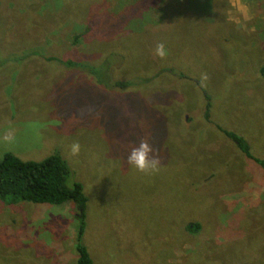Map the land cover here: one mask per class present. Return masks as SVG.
Returning <instances> with one entry per match:
<instances>
[{
	"label": "rangeland",
	"instance_id": "obj_1",
	"mask_svg": "<svg viewBox=\"0 0 264 264\" xmlns=\"http://www.w3.org/2000/svg\"><path fill=\"white\" fill-rule=\"evenodd\" d=\"M263 65L264 0H0V159L67 161L95 264H264V166L219 129L264 162ZM78 215L0 199V264H77Z\"/></svg>",
	"mask_w": 264,
	"mask_h": 264
},
{
	"label": "trees",
	"instance_id": "obj_2",
	"mask_svg": "<svg viewBox=\"0 0 264 264\" xmlns=\"http://www.w3.org/2000/svg\"><path fill=\"white\" fill-rule=\"evenodd\" d=\"M69 66H80L73 61ZM264 79V65L260 69ZM206 98L209 95L205 91ZM208 101H210L208 99ZM212 103L207 105L206 119L211 121ZM230 140L235 142L247 157L264 166V162L251 153L248 141L236 132L219 127ZM70 168L67 161L60 155L54 154L43 161L24 160L8 152L0 159V199L7 204H17L22 201L35 204L61 205L72 202L77 205L78 234L76 250L78 252L77 264H95L87 247L83 243L86 231V216L88 196L82 184L75 182L69 184ZM200 226L194 225L193 231H198Z\"/></svg>",
	"mask_w": 264,
	"mask_h": 264
},
{
	"label": "clouds",
	"instance_id": "obj_3",
	"mask_svg": "<svg viewBox=\"0 0 264 264\" xmlns=\"http://www.w3.org/2000/svg\"><path fill=\"white\" fill-rule=\"evenodd\" d=\"M155 54L161 58L166 56V50L163 44L155 49ZM79 144L72 145V154L79 152ZM153 149L147 140H142L137 146H133L128 153V164L131 168L140 172L156 171L158 169V161L152 156Z\"/></svg>",
	"mask_w": 264,
	"mask_h": 264
}]
</instances>
